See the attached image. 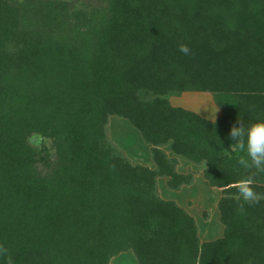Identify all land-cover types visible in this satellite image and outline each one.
I'll list each match as a JSON object with an SVG mask.
<instances>
[{
	"label": "trees",
	"instance_id": "16d2710c",
	"mask_svg": "<svg viewBox=\"0 0 264 264\" xmlns=\"http://www.w3.org/2000/svg\"><path fill=\"white\" fill-rule=\"evenodd\" d=\"M101 1L0 0V264L127 251L139 264H264V172L242 167L229 137L264 120V0ZM185 92L211 93L220 115L172 104ZM111 116L143 135L155 168L113 143ZM166 147L206 163L222 237L201 241L159 194L160 177L181 190L196 176ZM246 179L258 202L239 195Z\"/></svg>",
	"mask_w": 264,
	"mask_h": 264
},
{
	"label": "rangeland",
	"instance_id": "374dc122",
	"mask_svg": "<svg viewBox=\"0 0 264 264\" xmlns=\"http://www.w3.org/2000/svg\"><path fill=\"white\" fill-rule=\"evenodd\" d=\"M71 1L79 2V0ZM80 2L87 8L102 5L101 0H80ZM171 102L175 106L194 110L209 119H215L221 113L220 108L214 101L213 95L208 92H185L179 96H172ZM108 135L113 143L121 149L131 161L141 163L145 162L147 158L153 159L148 143L144 141L140 132L129 120L119 116H111L108 126ZM30 141L37 147H41L43 142L42 138L38 136H34ZM205 167L206 163L200 164L197 167L195 166L194 170L190 168L187 170V167L182 168L184 171L187 170V173L192 172L196 175L193 184L185 187L183 190L174 191L170 189L166 180L165 185L163 183H158V191L162 197L164 196L177 200L179 205L194 216L202 237L209 240L218 237L220 232L222 235L224 226L220 221L218 188L212 187L201 175ZM39 168L43 169V164H40ZM202 237H200V239L204 242L205 240H203ZM126 253L130 255V257L124 261L121 260L117 262V264H139L132 251H127Z\"/></svg>",
	"mask_w": 264,
	"mask_h": 264
},
{
	"label": "clouds",
	"instance_id": "9594fccd",
	"mask_svg": "<svg viewBox=\"0 0 264 264\" xmlns=\"http://www.w3.org/2000/svg\"><path fill=\"white\" fill-rule=\"evenodd\" d=\"M180 51L187 54L189 49L182 45ZM229 137L234 143L231 144V151L239 156V164L246 168H255L257 171L264 172V120H259L248 126L243 124L233 127ZM251 179L242 180L238 183V193L246 203L258 202V194L252 187ZM243 205H241V209Z\"/></svg>",
	"mask_w": 264,
	"mask_h": 264
},
{
	"label": "crops",
	"instance_id": "0c3cea01",
	"mask_svg": "<svg viewBox=\"0 0 264 264\" xmlns=\"http://www.w3.org/2000/svg\"><path fill=\"white\" fill-rule=\"evenodd\" d=\"M199 95H201V94H199ZM198 96V95H197ZM172 99V98H171ZM141 134V133H140ZM143 136V135H142ZM143 138V137H142ZM149 147H150V149H151V146L149 145ZM165 150L167 151V153L169 154V156L170 157H177L178 158V160H179V165H178V171L179 172H181V173H187V170L190 168V169H192V170H194L195 169V166L197 167L198 165H195L193 162H190V161H188V160H185V159H183L181 156H176L174 153H172L171 151H170V147H166L165 148ZM133 163H139V162H135V161H132ZM139 164H143V165H145V166H148V167H150V168H155L156 167V164H155V162L153 161V159L151 160L150 158H147V160L145 161V162H141V163H139ZM187 167V170L186 171H184V170H182V168H186ZM204 169V168H203ZM198 175V174H197ZM202 176H203V172H202V174H201ZM166 180H168V178H166V177H160L159 179H158V183L159 184H166L165 183V181ZM160 181H163V182H160ZM163 185V186H164ZM185 187H188V186H183L182 188H181V190H183ZM213 187V186H212ZM162 188V187H161ZM215 188H218V187H215ZM174 191H176V190H174ZM165 192H166V190H165ZM218 195H219V200H220V198H221V196H222V192H221V189L220 188H218ZM164 197V196H163ZM165 199H170L169 197H164ZM171 199H173V198H171ZM173 200H175V199H173ZM218 200V201H219ZM177 201V200H176ZM189 208V207H188ZM220 212V211H219ZM224 228V227H223ZM221 231V230H220ZM199 234H200V237H202V235H201V231L199 230ZM223 234H224V230H223V233H222V235H221V232H220V234H219V236L218 237H215V238H213V239H206V238H203V240H205V241H210V240H214V239H216V238H219V237H222L223 236ZM221 235V236H220ZM128 257H130V255H128L126 252H121L119 255H117V256H115V257H113L112 258V260H111V262H110V264H117V262H120L121 260L122 261H124V260H126ZM119 264H122V263H119Z\"/></svg>",
	"mask_w": 264,
	"mask_h": 264
}]
</instances>
